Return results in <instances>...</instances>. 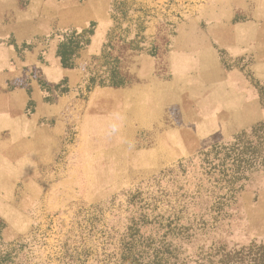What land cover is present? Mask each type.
I'll return each mask as SVG.
<instances>
[{
  "label": "rangeland",
  "instance_id": "obj_1",
  "mask_svg": "<svg viewBox=\"0 0 264 264\" xmlns=\"http://www.w3.org/2000/svg\"><path fill=\"white\" fill-rule=\"evenodd\" d=\"M75 1L92 20L58 32L61 59L86 48L103 11L106 42L58 130L0 149V264H254L264 0ZM134 55L152 58V80L134 75ZM117 73L127 83L112 89Z\"/></svg>",
  "mask_w": 264,
  "mask_h": 264
},
{
  "label": "crops",
  "instance_id": "obj_2",
  "mask_svg": "<svg viewBox=\"0 0 264 264\" xmlns=\"http://www.w3.org/2000/svg\"><path fill=\"white\" fill-rule=\"evenodd\" d=\"M89 6L75 0H26L22 5L19 0H0V149L18 147L13 142L20 140L24 146L30 144L33 134L47 130L53 121L58 130L60 116L72 99L70 90L85 80L90 59L100 56L106 42L109 19L103 11L98 14L100 26L72 64H66L58 53V32L87 29L92 20ZM178 56L171 52L169 65L177 67ZM127 60L134 62V75L152 80L151 57L134 55ZM172 75L175 84L174 68ZM118 78L122 74L117 73L115 86L109 87H125L127 81L117 82ZM63 87L68 96L60 92Z\"/></svg>",
  "mask_w": 264,
  "mask_h": 264
},
{
  "label": "trees",
  "instance_id": "obj_3",
  "mask_svg": "<svg viewBox=\"0 0 264 264\" xmlns=\"http://www.w3.org/2000/svg\"><path fill=\"white\" fill-rule=\"evenodd\" d=\"M110 86H115V84L111 83ZM262 254H264V253L262 252ZM254 264H264V256L260 255L258 258H256L254 261Z\"/></svg>",
  "mask_w": 264,
  "mask_h": 264
}]
</instances>
